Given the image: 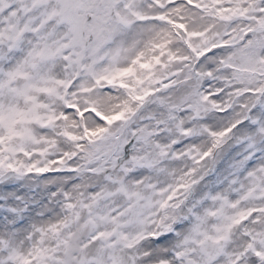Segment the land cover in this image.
Segmentation results:
<instances>
[{
	"label": "snow or ice",
	"instance_id": "obj_1",
	"mask_svg": "<svg viewBox=\"0 0 264 264\" xmlns=\"http://www.w3.org/2000/svg\"><path fill=\"white\" fill-rule=\"evenodd\" d=\"M0 264H264V0H0Z\"/></svg>",
	"mask_w": 264,
	"mask_h": 264
}]
</instances>
